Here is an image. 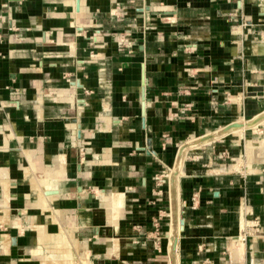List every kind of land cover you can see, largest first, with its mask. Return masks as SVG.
Masks as SVG:
<instances>
[{
	"label": "crops",
	"instance_id": "crops-1",
	"mask_svg": "<svg viewBox=\"0 0 264 264\" xmlns=\"http://www.w3.org/2000/svg\"><path fill=\"white\" fill-rule=\"evenodd\" d=\"M263 115L264 0H0V264H264Z\"/></svg>",
	"mask_w": 264,
	"mask_h": 264
},
{
	"label": "rangeland",
	"instance_id": "rangeland-1",
	"mask_svg": "<svg viewBox=\"0 0 264 264\" xmlns=\"http://www.w3.org/2000/svg\"><path fill=\"white\" fill-rule=\"evenodd\" d=\"M221 125L223 126L224 124H221ZM248 135H249V131H247L245 136L249 137ZM227 137H229V139H227ZM209 138H210V136L203 135L202 137L197 139V142L193 141V140L188 141L187 150H189L192 146H196V145L198 146L199 145V147L197 149L190 151V153H188V151H187V152L182 153L181 155L184 157H187V154H188V156H190V159L191 158H197V159L202 160L204 163H206L208 165H214L216 163L217 164H228V163H231L233 161V158H235V157H237L234 159L235 161L240 160L242 162V156L241 155H242L243 149H244V145H243L244 143H243L242 138L239 139L238 137L235 138L232 135H229V136L225 135L223 137H220L219 139H216L215 145L217 144L220 147H218V149H219L218 154H216L215 156H211L210 150L208 149L209 145H203V144H206L208 142H211L209 140ZM196 143H198V144H196ZM200 144H202V145H200ZM228 146L229 147H235V146L240 147V148L237 147V149L235 150V153H236L235 156L232 152L233 148H229V149H231V151H230L228 149ZM184 157H182V158H184ZM176 172H177L176 168L168 169L166 175L169 178L171 175L174 177Z\"/></svg>",
	"mask_w": 264,
	"mask_h": 264
},
{
	"label": "bare ground",
	"instance_id": "bare-ground-1",
	"mask_svg": "<svg viewBox=\"0 0 264 264\" xmlns=\"http://www.w3.org/2000/svg\"><path fill=\"white\" fill-rule=\"evenodd\" d=\"M264 116V115H263ZM244 123H246V122H244ZM250 123H251V121H249V122H247L246 123V125H250ZM237 126H239L240 127V125H237ZM243 128V127H242ZM241 128V129H242ZM233 130V129H232ZM231 130V131H232ZM239 130V129H238ZM240 131V130H239ZM237 133V132H236ZM257 146V145H256ZM249 147V146H248ZM247 148V147H246ZM246 156H248V158L250 159V160H248V164L246 165V169L248 170V171H254V170H257L258 168L256 167V165H258V163L260 162V161H262V160H264V152H259L258 150H257V147H254V148H252V149H250V150H248L247 149V155ZM247 158V157H246ZM180 159H182V155H180ZM243 159V158H242ZM244 162V161H243ZM245 162H247V161H245ZM242 163V162H241ZM238 166V165H237ZM244 166V165H243ZM177 169V168H176ZM242 221V220H241ZM244 222V221H243ZM241 224H242V222H241Z\"/></svg>",
	"mask_w": 264,
	"mask_h": 264
},
{
	"label": "water",
	"instance_id": "water-1",
	"mask_svg": "<svg viewBox=\"0 0 264 264\" xmlns=\"http://www.w3.org/2000/svg\"><path fill=\"white\" fill-rule=\"evenodd\" d=\"M78 83V82H77ZM141 84H142V88H141V114H142V117L144 118L145 117V108H146V98H145V84H146V79H145V75H144V71L142 72V77H141ZM259 117H255L251 120V123L250 124H254L258 121ZM226 125H232L230 123L226 124ZM150 152V151H148ZM173 176L171 175L170 178H169V183H170V186L172 185V182H173ZM47 193H53L52 190H49L47 191Z\"/></svg>",
	"mask_w": 264,
	"mask_h": 264
}]
</instances>
